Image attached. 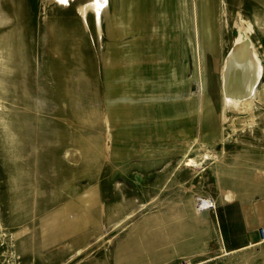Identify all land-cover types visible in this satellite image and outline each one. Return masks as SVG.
Here are the masks:
<instances>
[{"label": "rangeland", "instance_id": "rangeland-1", "mask_svg": "<svg viewBox=\"0 0 264 264\" xmlns=\"http://www.w3.org/2000/svg\"><path fill=\"white\" fill-rule=\"evenodd\" d=\"M88 1L64 6L31 0L22 42H12L28 47L19 56L1 45L15 18L0 10V264H264V243L223 255L209 218L192 223L201 216L195 197L223 199L215 176L226 187L229 180L241 183L239 193L251 192L256 178L245 170L252 165L232 164L235 155L264 158V101L228 109L219 94V68L240 23L251 25L249 39L263 72L258 90H264V0H209L217 19L214 45L209 39L200 44L193 10L198 0H190L191 49L182 38L185 49L177 45L189 67L180 78L184 94L196 101L192 125L167 131L174 150L149 155L135 144V155L125 159L117 158L121 148L114 146L124 140L117 134L127 115H110L108 105L132 100H108L102 63L109 44L122 50L132 37H106L104 22L98 31L92 12L86 26L74 6ZM107 2L111 12L113 2ZM59 21L82 36L85 52L73 59L85 63L46 64L51 35L66 30ZM189 158L196 167L185 165ZM237 169L241 175L234 177Z\"/></svg>", "mask_w": 264, "mask_h": 264}, {"label": "bare ground", "instance_id": "bare-ground-1", "mask_svg": "<svg viewBox=\"0 0 264 264\" xmlns=\"http://www.w3.org/2000/svg\"><path fill=\"white\" fill-rule=\"evenodd\" d=\"M74 1L45 0L46 3H57L64 6ZM30 2L31 0L1 1L0 10L1 8L4 9L15 18L12 30L1 37V45L8 46L11 56H19L22 51L28 50L25 44L19 46L12 44V42L14 40L22 42L23 36L20 34V28L26 19V4ZM112 2L111 12L107 10V0H89L87 3H80L74 7L86 26L87 15L90 12L96 16L98 31L101 21H103L106 37L113 39L125 35L132 37L127 43V47L122 50L116 42L114 46L111 45L113 42L109 44L107 47L108 57L102 63L104 82L108 88L105 91L108 100L111 99H109L111 96L115 98L113 101L123 100L117 99L119 96H128L133 101H130L132 104H128V101L123 100L125 101L123 105L122 103H109L108 105L110 115L115 114L116 117L127 115L126 119L122 118L126 127L117 134L118 137L124 140H117L114 146V148H121L117 158L125 159L135 155V144L143 145L147 154L150 151L151 154L149 155H162L166 153L164 149L174 150L176 146L167 144L169 140L167 138L170 137L169 134H166L167 131L173 130L174 127L178 129L179 126L186 127L189 130V125H192L190 116L196 110L195 99L184 94L186 86H183L180 81L185 69L188 71L189 68L184 55L185 47L179 44V41L182 38V44L189 43L188 47L191 49L192 14L190 0H112ZM212 3L213 1L209 2V0H198L197 3H193V10L196 9V19L199 22L197 33H200L202 39L204 38L202 43L200 42L201 45L208 39L211 45H214L216 41L215 25L217 19ZM254 11L256 10L254 9ZM55 24L61 25L59 29L62 26L66 29L63 21ZM237 25V36L227 49L219 68L221 76L219 94L221 102L228 109L264 101V90L261 92L258 90L263 72L257 50L249 39L251 25L249 23ZM51 37L53 43L52 45L47 44L46 64H72L74 61L80 64L85 63L86 60L73 59V57L80 56L82 50H84L82 49L84 41L78 32L66 29L61 33H53ZM177 44L179 47L184 48L181 55ZM53 53H56L58 58H53L51 56ZM182 58L184 61L180 65L179 61ZM90 62L92 65L94 64L93 59ZM181 69H183V72H181ZM139 99H142V102L134 103ZM213 120L212 117L209 122H211L212 127H215ZM260 127L264 132V122ZM250 153H241L240 155L244 156V159H250L252 158ZM185 165L196 167V163L192 158H189ZM215 173H220L219 167H217ZM232 173L234 177L241 175L238 169ZM195 213L200 214L196 209ZM57 219L51 221V226L54 229L56 227L53 224ZM249 248L251 247L246 246L240 250ZM232 252L235 251L223 249V255ZM126 256L128 255L125 254L123 258L125 259Z\"/></svg>", "mask_w": 264, "mask_h": 264}, {"label": "crops", "instance_id": "crops-1", "mask_svg": "<svg viewBox=\"0 0 264 264\" xmlns=\"http://www.w3.org/2000/svg\"><path fill=\"white\" fill-rule=\"evenodd\" d=\"M254 151L252 150V152ZM252 155L253 159L234 157V161L232 162L235 165H252V167L245 170V173L251 172L256 178L251 186V192L243 194L240 191L239 193L241 183L236 185V181L229 180L226 187L224 179L215 176L219 195L223 199H214L216 204L215 210H212V213H210L211 211L199 212V215H201L200 219L197 222H192L199 223L204 220L203 218H209L211 229L214 230L213 233L222 241L225 250L228 251H238L246 246L255 247L260 245L257 230L264 225V179L260 177V173L264 172V158L258 157L254 153ZM213 170V173L216 175L217 165H214ZM256 172L259 173V176H257ZM226 188L229 190L226 191L231 195L228 199L224 195ZM189 211H192L191 206ZM187 226L191 228L190 224H187Z\"/></svg>", "mask_w": 264, "mask_h": 264}, {"label": "built area", "instance_id": "built-area-1", "mask_svg": "<svg viewBox=\"0 0 264 264\" xmlns=\"http://www.w3.org/2000/svg\"><path fill=\"white\" fill-rule=\"evenodd\" d=\"M215 208L216 204L213 198L202 196L195 197V209L198 212L212 211L215 210ZM257 233L259 243H264V225L258 228Z\"/></svg>", "mask_w": 264, "mask_h": 264}]
</instances>
